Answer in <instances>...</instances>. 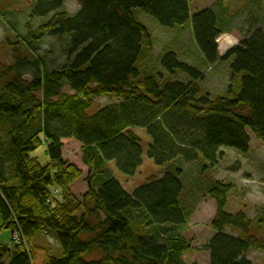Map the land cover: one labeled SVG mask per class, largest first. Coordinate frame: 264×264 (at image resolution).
Instances as JSON below:
<instances>
[{
    "label": "trees",
    "instance_id": "trees-1",
    "mask_svg": "<svg viewBox=\"0 0 264 264\" xmlns=\"http://www.w3.org/2000/svg\"><path fill=\"white\" fill-rule=\"evenodd\" d=\"M46 4L56 10L61 0ZM137 8L168 28L191 19L190 0H82L77 15L56 13L43 27L60 37L73 35L70 54L77 53L69 66L39 68L32 81L18 59L0 68V225L22 237L0 243V264L5 258L9 264H36L33 242L40 231L54 234L63 250L43 264H186L184 181L180 169L164 171L165 164L182 156L215 165L224 147L248 154L249 131L264 142V34H253L222 58H235L234 90L201 96L202 74L174 51L162 63L172 75L187 74V83H160L162 73L142 64L152 57L153 41ZM221 24L211 9L193 16L195 38L210 65L219 59L218 48H227ZM66 84L75 93H64ZM105 94L123 100L91 113L92 98ZM64 137L83 143V159L92 168L82 199L70 192L82 172L63 161ZM43 140L47 163L32 156ZM12 178L18 184L9 183ZM206 186L217 204L216 234L207 245L211 264H252L246 258L250 249L264 248L250 234L254 219L226 211L231 184ZM227 227L240 236L228 234ZM149 228H160L155 237L162 243Z\"/></svg>",
    "mask_w": 264,
    "mask_h": 264
},
{
    "label": "rangeland",
    "instance_id": "rangeland-1",
    "mask_svg": "<svg viewBox=\"0 0 264 264\" xmlns=\"http://www.w3.org/2000/svg\"><path fill=\"white\" fill-rule=\"evenodd\" d=\"M49 1L55 0H3L0 3V68L7 67L18 59L20 64L22 63L25 79L32 81L39 68L44 72H52L72 63L77 53L70 54L73 35L60 37L53 30L43 27L55 17L56 13L66 11L70 16L77 15L82 8V0H61V6L56 10L47 9L46 3L49 4ZM41 5H45L46 10L40 9ZM203 9L214 10L220 18L222 24L219 27L224 31L220 38L228 35L236 40L226 49L221 46L218 48L219 59L212 65L206 61L193 28L194 14ZM135 11L137 19L149 29L153 41V58L145 57L142 64L151 63L157 72L162 73L163 77L159 78L160 83L165 80L187 83L191 80L187 74L178 72L172 75L162 63L163 55L168 51H174L180 62L200 71L202 78L198 84L203 88L202 95L211 91L213 92L210 93L211 97L215 94H227L230 87L233 90L235 88V79L230 69L235 58L230 57L224 61L222 58L242 41L251 39L253 34L259 31L264 34V0H190L191 19L180 28L164 27L146 11L139 8ZM63 91L75 93L68 84ZM38 95V100L42 103L44 98L41 94ZM54 99L56 100L57 97ZM92 100L91 113L105 106L121 103L123 99L116 95L105 94L93 97ZM1 133L5 135L4 131ZM249 134L251 143L248 154H239L232 148L224 147L220 150L222 156L215 165L200 157L186 161L182 156L165 164L164 171L166 167L172 170L180 169L184 181L181 205L187 214V224L181 230V237L189 244L184 254L186 264H211L207 245L216 234L212 222L217 204L214 200L216 208L209 204L212 199L208 189L206 190V184L210 186L216 181L231 184L233 189L228 194L226 211L231 214L242 211L252 217L254 220L250 234L261 246H264V142L251 131ZM3 135H1L2 139H4ZM43 141L32 156L47 163L48 142ZM62 142L64 143L63 161L68 163L67 165H75L82 172L71 184V195L82 199L89 188L87 180L92 168L83 159V143L80 140L64 137ZM157 169L163 171L159 167ZM9 183L18 184V180L12 178ZM59 192L55 187L54 194L58 195ZM159 229L149 228L147 231L156 239ZM225 231L230 235L240 236V232L232 227H227ZM13 235L16 236L15 233ZM18 240L19 238L17 240L13 238L15 243H18ZM11 241V232L2 230L0 243L6 245ZM156 241L162 243L161 238H157ZM33 246L35 251L37 250L36 264H43L49 255L63 254L60 242L50 232H38ZM247 257L252 264H264V248L253 246ZM9 263L10 260L5 258L4 264Z\"/></svg>",
    "mask_w": 264,
    "mask_h": 264
},
{
    "label": "bare ground",
    "instance_id": "bare-ground-1",
    "mask_svg": "<svg viewBox=\"0 0 264 264\" xmlns=\"http://www.w3.org/2000/svg\"><path fill=\"white\" fill-rule=\"evenodd\" d=\"M203 10H205V9H203ZM203 10H199V11H197L195 14H194V16L196 15V14H198V13H200L201 11H203ZM223 39H224V45L226 46H230V45H232L233 43H235L236 42V40H234V39H232V37L231 36H228V35H224V37H223ZM210 93H213V92H211L210 91ZM209 93V94H210ZM219 95H222V94H215V95H213L212 97H215V96H219ZM201 96H203V95H201ZM64 147V146H63ZM234 151H236V152H238L239 154H242L237 148H232ZM62 151H63V149H62ZM175 153V152H174ZM111 168H113V167H111ZM164 171H162V173H163ZM113 174L114 175H117V174H115L114 172H113ZM11 237H12V241L11 242H15V241H13V238H14V235H13V233H12V235H11ZM19 237H20V240L18 241V243L21 241V239H22V237H21V234L19 233ZM251 250H253V248H251L250 249V251ZM250 251L248 252V254L246 255V258L248 259V255H249V253H250ZM211 255V254H210ZM249 260V259H248ZM250 261V260H249Z\"/></svg>",
    "mask_w": 264,
    "mask_h": 264
},
{
    "label": "crops",
    "instance_id": "crops-1",
    "mask_svg": "<svg viewBox=\"0 0 264 264\" xmlns=\"http://www.w3.org/2000/svg\"><path fill=\"white\" fill-rule=\"evenodd\" d=\"M209 204H210L211 206H213L214 208H216V204H215V202L213 201V199L209 201ZM215 214H216V210H215ZM45 259H46V258H45Z\"/></svg>",
    "mask_w": 264,
    "mask_h": 264
},
{
    "label": "built area",
    "instance_id": "built-area-1",
    "mask_svg": "<svg viewBox=\"0 0 264 264\" xmlns=\"http://www.w3.org/2000/svg\"><path fill=\"white\" fill-rule=\"evenodd\" d=\"M15 234H16V236H14V239L17 240V239L19 238V240H20V237H19V231H15ZM19 240H18V241H19Z\"/></svg>",
    "mask_w": 264,
    "mask_h": 264
},
{
    "label": "water",
    "instance_id": "water-1",
    "mask_svg": "<svg viewBox=\"0 0 264 264\" xmlns=\"http://www.w3.org/2000/svg\"><path fill=\"white\" fill-rule=\"evenodd\" d=\"M1 232H2V228H1V225H0V234H1Z\"/></svg>",
    "mask_w": 264,
    "mask_h": 264
},
{
    "label": "clouds",
    "instance_id": "clouds-1",
    "mask_svg": "<svg viewBox=\"0 0 264 264\" xmlns=\"http://www.w3.org/2000/svg\"><path fill=\"white\" fill-rule=\"evenodd\" d=\"M252 218V217H251Z\"/></svg>",
    "mask_w": 264,
    "mask_h": 264
}]
</instances>
